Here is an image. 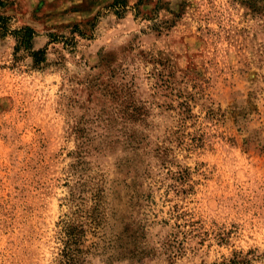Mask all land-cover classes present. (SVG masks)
Returning <instances> with one entry per match:
<instances>
[{"label": "rangeland", "instance_id": "374dc122", "mask_svg": "<svg viewBox=\"0 0 264 264\" xmlns=\"http://www.w3.org/2000/svg\"><path fill=\"white\" fill-rule=\"evenodd\" d=\"M3 1L46 56L0 38V264H54L65 215L143 227L144 264H264V3Z\"/></svg>", "mask_w": 264, "mask_h": 264}, {"label": "trees", "instance_id": "16d2710c", "mask_svg": "<svg viewBox=\"0 0 264 264\" xmlns=\"http://www.w3.org/2000/svg\"><path fill=\"white\" fill-rule=\"evenodd\" d=\"M241 1L248 5L264 3V0ZM3 7L4 1L0 0V38L12 35L15 42V55L19 52H25L31 58L32 63L35 66L42 64L45 61L46 50H33L32 41L36 36L35 31L29 26H25L17 30H11L9 25L10 18L1 12ZM110 8L113 10L115 16L122 18L126 8L125 0H113ZM109 56L110 55L107 54L101 56V62L108 63L106 58ZM141 110L143 109L139 107L134 108V112L139 115L141 114ZM74 197V194L71 193L69 198L70 203L74 201ZM135 227H137V230H130L128 227L125 228L123 232L116 235H102L97 237V239H99V243H90L89 245H86L88 242L86 234L90 232L88 231L90 226L81 219H73L65 215L59 223L61 248L57 258L54 260V264H84L87 256L91 254V249L93 251H97L99 246L102 247L101 251L107 255V261L127 260L129 262H134L135 264H144V261L151 260V251L154 252L155 250L153 251V248L148 249L144 243L146 236L145 229L136 225ZM172 244H174V241L162 244V250L165 252L168 250L169 254H174L176 251H172L174 248ZM248 263L249 261L245 259L234 257L233 259L227 261V263L221 262L219 264Z\"/></svg>", "mask_w": 264, "mask_h": 264}]
</instances>
